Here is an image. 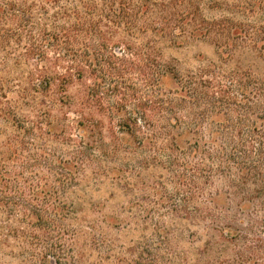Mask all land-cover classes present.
Masks as SVG:
<instances>
[{
	"label": "rangeland",
	"instance_id": "1",
	"mask_svg": "<svg viewBox=\"0 0 264 264\" xmlns=\"http://www.w3.org/2000/svg\"><path fill=\"white\" fill-rule=\"evenodd\" d=\"M137 1L148 6L140 18L149 31L137 33L136 41L142 43L130 41L129 52L120 45L116 58L123 64L117 71L123 69L127 80L102 85L99 95L106 107L124 106L125 115L144 101L167 102L171 110L165 116L179 122L174 130H145L142 122L137 130H111V121L97 114L99 130H77L73 109L55 107L45 111V118L34 113L26 84L35 61L24 46L7 47L4 40L11 30L2 28L0 264H206L213 258L215 248L200 256L215 232L209 219L196 218V208L208 211L214 200L215 207L228 208L225 212L232 215L239 196L220 177L210 176L203 184L196 175V134L210 148L209 134L217 122L198 121V114L208 115L209 108L196 106V98H209L230 83L264 84V60L258 57L264 47V0ZM199 8L206 21L233 18L235 39L225 60L215 34L196 35ZM248 29L257 31L249 35ZM46 56L50 60L53 55ZM50 68L52 74L57 69ZM154 71L162 75L159 80ZM92 83L90 77L84 80V86ZM66 95L75 102L77 86H70ZM251 96L233 98V105L244 106ZM223 112L231 122L238 115ZM56 122L61 129L48 130V123ZM150 122L160 124L154 115ZM80 131L86 135L83 140ZM218 131L220 146L233 145L236 131ZM174 135L176 144L170 141ZM83 142L92 161L79 153ZM249 143L253 148L255 143ZM170 144L171 153L165 149ZM102 151L108 156L102 157ZM58 165L71 170L66 190L57 181ZM54 208L60 209L56 218ZM253 209L246 208L234 226L244 229L257 221L260 215L251 214Z\"/></svg>",
	"mask_w": 264,
	"mask_h": 264
},
{
	"label": "trees",
	"instance_id": "2",
	"mask_svg": "<svg viewBox=\"0 0 264 264\" xmlns=\"http://www.w3.org/2000/svg\"><path fill=\"white\" fill-rule=\"evenodd\" d=\"M238 5L234 8L233 17L238 15L235 10ZM147 7V4L137 0H2L0 36L3 37L2 28L11 30V33L7 32L4 44L7 47L11 43L24 46L26 55L35 61L26 84L32 99L31 110L45 118V111L55 107L73 109L78 117L74 122L77 130H99L100 123L94 119L95 114L107 117L111 121V130H137L141 122L145 130H155V127L174 130L179 122L176 119L168 121L165 115L171 109L167 102L144 101L132 113L125 115L122 114L124 106L106 107L99 95L102 85L113 87L127 80L128 75L123 69L117 71L123 61L116 55L120 54V45L128 52L134 45L130 41L141 45L142 42L136 41L139 37L137 33L149 31L140 18ZM200 10L196 15V35L209 38L215 34V45L220 43V50L223 49L219 56L225 60L231 55L228 49L232 39H235L233 18L227 16L206 21ZM9 16L12 17L7 18ZM254 30L248 29L246 34L250 35ZM237 31L241 35L243 29L238 27ZM47 53L53 55L50 60ZM258 57L264 60V47L258 50ZM51 65L57 68L53 74ZM152 75L158 80L162 77L155 71ZM87 77L93 80L92 87L84 86ZM74 84L78 88L75 102L66 95L68 88ZM250 93L252 101L247 102L246 99L244 106L233 105V98L240 99L243 94L247 97ZM258 102L263 103L262 108ZM196 106L209 108L208 115L202 111L198 114V121L209 118L212 123V118L217 121L209 134L210 148L207 143H201L200 132L196 134V158L199 159L196 175L203 180V184L209 183L210 176L220 177L226 180L233 194L239 196L232 215L225 212L228 208L222 210L215 207L214 200L209 201L212 209L208 211L196 208V218L209 219L215 232V237L200 256L215 248L213 258L206 264H264V84L255 80L249 85L230 83L209 98H196ZM224 110L238 114L236 120L231 122L225 119ZM145 111L151 116L146 115ZM153 115L159 119V125L150 122ZM114 117H117L116 123L112 122ZM244 118H248L249 126L245 127ZM172 121L174 123L171 125ZM57 123H48V130H58L60 127ZM218 130L236 131L233 145L220 146L217 143ZM79 135L82 140L86 138L84 132L80 131ZM170 139L171 142L174 139L175 143L178 136H170ZM250 141L255 144L249 149ZM84 145L83 142L79 147V153L87 154L85 158L92 161V151ZM171 145L165 148L169 153L173 151ZM101 153L102 157L108 156L107 151ZM61 166H57V181L66 190L72 174L70 169H62ZM249 206L256 207L251 214L259 213L260 218L255 222L250 221L244 229L234 226L239 222L238 216L246 213L245 209ZM53 210L54 217H58L60 209ZM218 222H221V226Z\"/></svg>",
	"mask_w": 264,
	"mask_h": 264
}]
</instances>
